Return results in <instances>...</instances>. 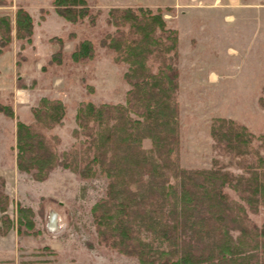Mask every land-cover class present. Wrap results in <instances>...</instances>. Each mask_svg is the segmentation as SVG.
<instances>
[{"label":"trees","instance_id":"obj_1","mask_svg":"<svg viewBox=\"0 0 264 264\" xmlns=\"http://www.w3.org/2000/svg\"><path fill=\"white\" fill-rule=\"evenodd\" d=\"M51 4L67 21L84 16L93 21L86 0H51ZM12 20L8 14H0V52L11 40L12 29L15 38L31 42L29 12L18 6ZM106 20L115 29L100 43L118 50L128 63L123 73L130 84L125 102H79L71 133L83 138L78 139L77 148L67 151L55 148L57 135L50 136L51 143L41 131L18 119L11 104L0 103V112L15 118L16 169L31 173L35 180L46 178L55 166L82 178L102 173L107 179L104 195L90 205L96 236L141 264H264V220L258 224L248 215L256 213L259 205L264 207V156L256 154L260 169L254 168L248 175L234 174L214 158L209 167L180 166L174 98L178 71L164 54L171 51L170 55H176V30L166 26L161 7H110ZM55 39L58 46L47 63L60 57L62 38ZM149 54L159 57L155 71L146 64ZM69 56L73 61L91 58V42L79 40ZM16 86L23 87L21 83ZM29 109L38 125L62 122L64 104L59 98L42 96ZM210 133L216 143L238 154L246 151L252 138H262L223 116L212 118ZM144 138L150 140L148 148L142 146ZM3 183L0 176V187ZM226 187L239 199L230 197ZM7 203V195L0 190L1 234L11 224L4 212ZM42 208L39 201L40 215ZM32 215L29 206L15 202L17 232H40L34 228Z\"/></svg>","mask_w":264,"mask_h":264},{"label":"rangeland","instance_id":"obj_2","mask_svg":"<svg viewBox=\"0 0 264 264\" xmlns=\"http://www.w3.org/2000/svg\"><path fill=\"white\" fill-rule=\"evenodd\" d=\"M86 2L93 15L92 22L89 16L75 22L65 20L55 12L51 0H6L0 4V14H8L11 23L18 6L25 8L32 18L31 42L15 38L12 29L11 40L0 52V103L11 104L18 119L41 131L51 143L50 136L57 135L59 140L54 146L59 151L77 148L78 139L83 138L71 133L76 126L74 113L79 102L124 103L128 95L130 84L123 76L128 63L120 58L118 50L100 43L115 29L106 20L107 10L148 7L147 0ZM219 2L222 0H212V10L207 12L211 24L208 33L198 29L194 14L180 20L172 18L174 11H168V15L162 7L166 26L175 25L180 29L178 39V29L174 27L176 55H170L171 51L164 53L178 71L174 92L177 158L180 166L190 169L209 167L214 158L222 168L248 175L250 170L260 169L256 154L264 156V0H238L239 5L232 11L233 18L228 19H223L226 11L217 5ZM56 36L62 38L61 54L57 61L47 63L58 46ZM81 39L91 42L93 56L73 61L69 52ZM152 54L147 56L146 64L155 71L160 60ZM42 96L59 98L64 104L61 124L44 127L34 121L29 108ZM217 116L244 124L262 138H252L244 153H235L216 143L210 133L211 120ZM14 120L0 112L1 169H8L13 163ZM142 146L148 148L150 140L144 138ZM12 173L10 178L15 184ZM21 173L20 190L35 209L24 206L32 209V219L42 230L41 236L28 240L37 244L29 254L43 256L37 264H141L134 256L104 244L96 236L90 205L104 195L107 179L102 173L82 178L68 168L55 166L42 182L35 181L29 172ZM0 190L4 192L2 187ZM225 190L230 197L239 199L233 189L226 187ZM39 201L43 206L42 215L37 212ZM9 213L14 221L15 203L14 211L11 209ZM248 215L259 224L264 220V207L259 205L256 213L248 212Z\"/></svg>","mask_w":264,"mask_h":264},{"label":"crops","instance_id":"obj_3","mask_svg":"<svg viewBox=\"0 0 264 264\" xmlns=\"http://www.w3.org/2000/svg\"><path fill=\"white\" fill-rule=\"evenodd\" d=\"M193 0H147L148 7H164L165 11H174L172 13V18H189L192 14L196 17V26L201 31V33H208V30L211 26L209 23L210 20L208 19L207 12L211 9L214 4L211 3L212 0H197V3L192 2ZM238 0H222L219 2L221 9L225 12L223 14V19H228V17L233 18L232 11H235V7ZM209 7V8H208ZM183 8V9H182ZM212 10V9H211ZM228 21V20H227ZM178 31V39H180V29L178 26L173 25ZM15 121V120H14ZM14 141V140H13ZM13 153V163H11L10 168L1 169L0 168V176L3 178L4 183L2 186L3 191L8 196V204L6 206L5 212L11 219V224L7 231L4 234L0 233V264H37L39 263L38 260L42 259L43 256L38 255H30L29 253L34 251L33 248L37 244L29 243L28 240L33 237L41 236L42 230L38 226H36L34 222V226L36 229L40 230V233L35 235L33 234H26L23 232H17L16 223H15V214H14V221L12 220V216L10 210L13 209L14 211V203L17 200L19 203L23 205H29L33 211L34 207L28 202L27 195L21 192V184L23 183L22 173L18 169H16L15 162H14V149H11ZM7 167V166H6ZM12 168L15 171L12 173ZM11 171L12 176L16 178V183L13 184L11 180ZM9 174V175H8ZM38 181V180H35ZM43 180L39 181L42 182ZM45 195L46 193H40ZM49 195V194H48ZM51 197V195H49ZM1 214V212H0ZM22 228V227H21ZM51 247V246H50Z\"/></svg>","mask_w":264,"mask_h":264}]
</instances>
